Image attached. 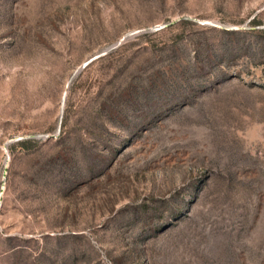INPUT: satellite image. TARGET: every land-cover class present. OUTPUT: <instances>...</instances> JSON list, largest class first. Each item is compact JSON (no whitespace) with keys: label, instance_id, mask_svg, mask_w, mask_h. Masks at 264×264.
Segmentation results:
<instances>
[{"label":"rangeland","instance_id":"374dc122","mask_svg":"<svg viewBox=\"0 0 264 264\" xmlns=\"http://www.w3.org/2000/svg\"><path fill=\"white\" fill-rule=\"evenodd\" d=\"M0 264H264V0H0Z\"/></svg>","mask_w":264,"mask_h":264}]
</instances>
